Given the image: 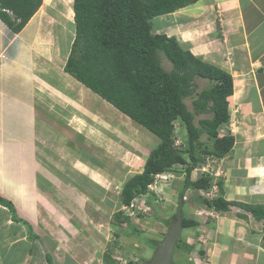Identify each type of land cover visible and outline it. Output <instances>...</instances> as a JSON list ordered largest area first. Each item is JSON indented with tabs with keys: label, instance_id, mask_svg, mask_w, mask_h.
Wrapping results in <instances>:
<instances>
[{
	"label": "crops",
	"instance_id": "0c3cea01",
	"mask_svg": "<svg viewBox=\"0 0 264 264\" xmlns=\"http://www.w3.org/2000/svg\"><path fill=\"white\" fill-rule=\"evenodd\" d=\"M196 3L194 5L198 6L187 9L197 15L193 17L194 28L199 27L197 30L203 34L192 44L200 54L196 56L228 71L233 79V93L227 97L230 118L219 129L221 133L229 132L234 137L231 151L219 159L225 170L224 174L220 170L224 197L264 204V0H198ZM45 7L47 4L43 1L18 31L11 30L0 18V197L10 201L15 215L2 204L0 208L9 212L8 220L19 223L24 218L29 223L32 228L29 235L33 234L28 239L29 246L37 240L35 229L43 231L44 228L53 239L62 238L50 243L55 248L61 246L69 256L73 250H70L73 246L70 239L74 229L84 227L86 218L97 216L96 221L99 218L96 208L95 211L87 208L89 194L73 183L82 182V177L93 184L98 177H104V174L108 177L109 173L76 158L69 148L51 147L54 133L47 131L50 128L41 118L44 115L42 111L51 114L52 102H56L58 97L51 100L52 105L44 104L48 98H42L40 87L51 91L50 88L57 89V83L54 85L51 80L40 76L35 65L40 59L37 38L42 31ZM174 20L175 17L165 25H171L172 31L185 21L176 24ZM180 40L185 44L191 43L190 31L184 29ZM61 84L65 87L64 83ZM68 90L72 94L73 91ZM90 104L93 106L90 112L95 114L92 123L96 125L98 120L111 122L107 124L109 127L103 125L104 130L115 134V126H120L113 118L115 111L118 113L117 109L100 102ZM117 117L120 118L119 115ZM54 149L57 152L61 150L62 156L55 158L50 155L48 150L56 152ZM70 171L80 178L73 181ZM99 184L95 185L100 188ZM84 186L87 191L92 190ZM96 192L93 195L101 200L104 189L102 193L100 190ZM57 201L61 202L64 212L59 210ZM194 203L202 207V213L193 212L192 216L189 213L198 225L193 227L194 238L188 240L193 243L197 234L195 229L200 230L202 240L195 243L205 250L196 256L199 259L197 264H264V219L256 220L250 212L236 205H231L227 211L217 212ZM72 212H76L78 222L75 224L67 215ZM43 214L48 215L47 220L50 218L53 223L46 224L45 221L44 225L41 220ZM61 214H66V217ZM80 237L75 233L76 242ZM22 238L24 236L19 240ZM3 240L0 239V246H3ZM80 246L85 251V247ZM19 252L15 248L6 250L3 255L5 258L12 255L18 260ZM81 259L82 263L88 264V260ZM70 262L74 263L72 259Z\"/></svg>",
	"mask_w": 264,
	"mask_h": 264
},
{
	"label": "trees",
	"instance_id": "16d2710c",
	"mask_svg": "<svg viewBox=\"0 0 264 264\" xmlns=\"http://www.w3.org/2000/svg\"><path fill=\"white\" fill-rule=\"evenodd\" d=\"M196 1L73 0L74 38L63 69L158 138L145 158L142 171L124 181L119 193L120 205H129L137 196L150 195L148 185L156 174L177 172L180 166L183 174L180 192L193 190L196 203L217 212L236 205L261 220L264 204L227 200L220 177L209 173L192 177L193 170L208 156L222 158L233 147V135L219 133V127L230 118L227 97L233 93V79L228 71L193 55L176 37L154 32L150 20ZM41 3L42 0H0V18L11 30L18 31ZM160 52L171 62L169 70L163 67ZM195 78L206 79L209 86L193 93ZM191 95L193 109L184 101ZM202 113L210 116L198 118L195 123L196 115ZM178 133L181 140L176 143ZM202 134L205 139H201ZM213 184L217 186L215 196L198 194L200 190L209 191ZM151 202L148 199L146 204ZM186 203L184 200L182 205V228L198 225L184 213ZM0 204L15 215L9 200L0 197ZM114 214L119 223L131 225V217L121 209ZM136 215L143 213L139 210ZM156 241L153 240L154 246ZM191 249L193 245L180 237L174 254L177 250ZM102 257L104 264H115L109 253ZM46 259L50 261L49 256ZM172 264L182 263L173 259Z\"/></svg>",
	"mask_w": 264,
	"mask_h": 264
},
{
	"label": "rangeland",
	"instance_id": "374dc122",
	"mask_svg": "<svg viewBox=\"0 0 264 264\" xmlns=\"http://www.w3.org/2000/svg\"><path fill=\"white\" fill-rule=\"evenodd\" d=\"M43 1L47 4V7L44 8L45 15L40 29L42 31L39 32L37 38V48L40 53H38L40 59H38L39 63L37 61L35 65L37 67V72L41 74L40 76L48 81L51 80L54 85L57 83V89L54 90L50 88L51 91H48V88H46V90L44 87H40V89H42V98L45 99V96L48 98L44 101V104H51V100L54 101L55 96L58 97L56 102H52L54 108L53 106L50 108V110L53 109L51 114L42 111L44 115H42L41 118L50 128L47 129V131L49 133H54L55 138L51 141V147L53 148L54 145H58L61 146L60 149L62 150L63 148H69L76 158L84 159L89 165L98 167L109 174L108 177L104 174V177L102 176L104 179L102 177L96 179L98 184L100 183L99 185L102 187L99 188L95 185L97 182H93V184L91 182L88 183L84 178H80L78 174L71 171L69 172L73 175V178H71L73 181H76L78 178L82 180V182H74L73 184L78 186L81 190H86L87 194L90 196L88 198L89 202L87 208L93 211H95L96 208L97 212L95 213L99 215L98 221H96L97 216H94V218L90 217L89 220L86 218L87 224H84V227H76L73 233H71V237H73L70 241L73 246L70 247V250L73 249L74 252L72 250V252L69 253L70 257L68 253L62 250L61 246L55 248L50 243L53 241L58 242L62 238L59 240L53 239L49 233H45L44 228L43 231L41 228L39 230L35 229L37 235H34V237L37 240L33 246H29L28 239L33 237V234L29 235L32 231L29 223L24 218V221L19 220V223L8 220L7 214L9 212L0 208V239H4L1 242L3 246H0V261L2 262L0 264H85L82 263L81 258L88 260V264H104L102 256L105 252L110 254V259H113L115 264H143L145 260L150 258L154 250L155 246L153 240L158 241L165 235L167 231V223L165 220L173 218L179 197V189L183 180L182 169L180 166H177V172L172 170L171 173L173 176L171 177H169L170 174L166 176H157L150 186V195L145 194L137 196L133 200V202L137 204L135 210H140L143 216H137L135 210H128L126 206L118 203L120 199V189L124 181L131 175L142 171L145 158L157 143L158 138L142 126L133 122L129 117H125V115L118 110V113L114 110L116 114H114L113 118L120 126L118 127L112 120L116 125L112 123L116 128L115 134L114 132L104 130L105 127L103 125L110 124L111 122H101V120H98L96 123L97 126L95 123H92L95 114L90 112V108L93 107L90 102L94 103L100 101L101 105H108V102L104 103L100 98L93 97V94L84 86L70 78L71 76H67L68 74L63 75L62 72L65 58L70 52V45L74 38L72 2L68 5L69 9L67 10V6L63 3L68 0H50L51 3H49L50 1L48 0H42L41 4H43ZM195 6L198 5L192 4L169 14L171 17H175L174 21L176 24L185 20L173 31L170 29L172 27L171 25L165 26L169 23V20L167 21L161 16L153 17L151 23L154 27L158 28L156 30L157 32H165L168 35L174 34L179 40L181 39L184 29L189 30L191 43L186 42L185 44L181 40L182 43L180 41L179 43L183 47L189 48L190 51L192 49L194 55H200L196 49H193L195 47H193L192 44L203 34H200L201 31L197 30L199 27H197V29L194 28L196 24L193 17L197 15L187 10ZM171 17L167 18L170 19ZM196 57L202 58V60L204 59L201 56ZM159 58L163 67L169 70L171 68V62L164 57V54L161 52L159 53ZM61 82L64 83L65 87ZM194 83V87L192 88L193 93L209 86V82L202 78H195ZM67 88L73 91L72 94ZM62 92H64V95ZM85 98L88 101H86ZM91 98L92 100L89 102ZM184 101L189 109H193L192 95L185 97ZM117 115H119L120 118H118ZM209 116V113L196 115L195 123H197L198 118ZM107 127L109 126L107 125ZM175 127L178 128L179 125L175 123ZM178 135L179 143L181 134L178 133ZM205 138V135L202 134L201 139ZM54 142L55 144H52ZM54 150L56 152L48 150L49 154L55 158H59L60 155L62 156L61 150H58V152L56 149ZM102 151L105 153L104 159ZM209 163L212 167L215 165L214 167L218 168V175H221L220 170H222L224 174L225 170L221 161L219 162L218 160L214 163ZM198 174L199 173L195 170L193 171L192 177H196ZM91 175L93 176L92 172ZM83 185L89 186L92 190L87 191V189H85L87 187H83ZM102 189H104V192L101 196V200H99L93 194L97 193V190H100V193H102ZM193 193L195 194L194 191ZM193 193L190 191L185 192V196L188 199L186 207L184 205V213L186 215L191 213L192 216L193 212H196L201 215L202 207L199 208L194 203ZM148 199L152 201L151 204H146ZM96 200L100 205H96ZM57 205H59L60 211H65L61 208V202L58 203L57 201ZM119 209H121L124 214L131 216V225L116 221L114 213ZM70 214L67 215L71 222L74 224L77 223L78 220L75 216L76 212ZM61 216L66 217V214H61ZM47 217L48 215L43 214L41 218V220L44 221V225L52 222L50 218L47 220ZM195 230L197 231V234H195V241L199 240V242H201L202 238H200V236L202 232L198 229ZM193 231L194 229L191 227L185 228L182 230L180 237L184 240H190L192 237L194 238ZM75 233L82 236L77 242L74 239ZM23 236L24 238L19 240ZM68 240L69 239H67V241ZM80 245L84 246L85 251H89V254L83 251ZM194 246L196 247L194 248L195 250L193 249L195 252L189 253L185 251L184 253L181 250H177L175 254H173V259H176V261L179 260L182 264H189L186 263L189 261L188 257H192V264H197L199 259L197 260L196 256H199V253L197 254L196 251L201 250L203 252L205 250L197 244H194L193 247ZM15 248L17 251L20 250L18 260L13 258L12 255L5 258L3 253H6V250L12 251ZM48 256L50 257L49 262L46 259ZM70 258L74 263L70 262Z\"/></svg>",
	"mask_w": 264,
	"mask_h": 264
},
{
	"label": "clouds",
	"instance_id": "9594fccd",
	"mask_svg": "<svg viewBox=\"0 0 264 264\" xmlns=\"http://www.w3.org/2000/svg\"><path fill=\"white\" fill-rule=\"evenodd\" d=\"M72 2H73V0H72ZM196 2H198V0L196 1ZM196 2H194V3H191V4H189V5H192V4H195ZM189 5H187V6H189ZM184 7H186V6H184ZM184 7H182V8H184ZM71 8H72V6H71ZM179 9H181V8H179ZM178 10V9H177ZM7 12H9L10 14H11V12L10 11H8V10H6ZM176 11V10H175ZM36 12V11H35ZM72 12H73V10H72ZM174 12V11H173ZM173 12H170V13H167V14H163V15H159V16H161L163 19H165V20H169L170 21V19H172L173 17H171L169 14H172ZM74 14V13H73ZM73 16V15H72ZM158 16V17H159ZM167 17H171L170 19H168ZM150 22H151V20H150ZM73 23V22H72ZM151 27H152V30L154 31V32H157L156 30L158 29V28H156V27H154L153 25H152V23H151ZM157 33H164V34H166L167 36H174V35H168L167 33H165V32H157ZM175 37V36H174ZM177 39V38H176ZM178 40V39H177ZM179 41V40H178ZM181 42V41H180ZM182 43V42H181ZM71 46V45H70ZM193 54V53H192ZM194 55V54H193ZM68 56V55H67ZM67 56H66V58H67ZM196 56V55H195ZM66 58H65V61H64V64H65V62H66ZM64 66V65H63ZM62 72H63V75H67L68 73L66 72V71H64V69H63V67H62ZM67 76H71L70 74H68ZM70 78H72V79H74L72 76L70 77ZM77 83H79L80 85H82L80 82H78L76 79H74ZM82 86H84V85H82ZM86 88V87H85ZM87 89V88H86ZM89 92H91L92 94H93V97H98V98H100L99 96H97L95 93H93L91 90H89V89H87ZM89 95V94H88ZM92 96V95H91ZM104 103H107V101H105V100H103L102 98H100ZM99 100V99H98ZM228 100V99H227ZM100 102V101H99ZM108 105H110L109 103H107ZM110 106H112V105H110ZM113 107V106H112ZM114 109H115V107H113ZM229 108V107H228ZM123 114V113H122ZM125 115V114H124ZM126 116V115H125ZM127 117V116H126ZM225 124V123H224ZM221 128V126L219 127V129ZM219 133L222 135V134H225V133H221L220 131H219ZM176 143H178V140L176 141ZM219 159H221V158H215L214 156H208L206 159H205V161H204V163L203 164H201V165H199V166H197L193 171H197L199 174H198V176L199 175H201V174H203V173H209V174H211V175H213L214 177H220V175H218L217 174V170H218V168L217 167H214L215 165H213V167L210 165V163L209 162H215V161H218ZM209 166H211V167H209ZM170 174V175H169ZM160 175H164V176H166V175H169V177H171V176H173V174L171 173V171H166V172H163V173H158V174H156L155 176H154V180H155V178L157 177V176H160ZM192 175H193V172H192ZM222 175V174H221ZM197 177V176H196ZM196 177H193V178H196ZM221 178V177H220ZM154 180L152 181V183L154 182ZM152 183H150L149 185H148V190H149V192H151L150 190H151V185H152ZM181 189H182V185H181V187H180V189H179V196L180 195H182V198H183V201L185 200V201H187V197L185 196V192L186 191H190V192H192L193 193V190H191V189H187V190H185V192L184 193H182V192H180L181 191ZM194 194V193H193ZM192 194V195H193ZM198 194H200L201 196H204V197H213V196H215L216 194H217V186H216V184H213L212 185V187H211V189L209 190V191H202V190H200V191H198ZM191 195V196H192ZM179 198V197H178ZM190 198V197H189ZM178 202V201H177ZM200 204V203H199ZM251 204V203H250ZM130 205V204H129ZM129 205H123V206H126L127 207V209L128 210H131V211H134L135 210V207H129ZM137 205V204H136ZM200 205H202V204H200ZM177 206V205H176ZM204 206V205H203ZM136 211V210H135ZM136 212H138V211H136ZM175 213V212H174ZM251 214V213H250ZM183 215V214H182ZM129 216V215H128ZM174 216V215H173ZM188 217H189V215H187ZM129 217H131V216H129ZM191 218V217H190ZM172 219V218H171ZM170 219H168V221H169ZM195 220V219H194ZM168 221H167V224H168ZM167 224H166V226H167ZM197 226V225H196ZM193 227H195V226H193ZM193 227H191L192 229H193ZM190 228V227H189ZM183 229H185V228H182V230ZM182 230H181V233H182ZM187 243H189V244H191V245H194V244H196L195 243V241L192 243V242H189L187 239L185 240ZM194 248H196L195 246L193 247V249ZM193 249H191L190 251H187L186 250V252H193L194 250ZM199 250V249H198ZM195 252V251H194ZM197 252V254L199 253V254H203V252L201 251V250H199V251H196ZM184 253H185V251H184ZM174 254V253H173ZM188 260L189 261H187V262H189V264L190 263H192V257H188Z\"/></svg>",
	"mask_w": 264,
	"mask_h": 264
},
{
	"label": "water",
	"instance_id": "95a60500",
	"mask_svg": "<svg viewBox=\"0 0 264 264\" xmlns=\"http://www.w3.org/2000/svg\"><path fill=\"white\" fill-rule=\"evenodd\" d=\"M182 195L179 196L175 213L168 221L167 231L162 239L156 241L154 250L148 260L143 264H172L173 253L180 240L182 230Z\"/></svg>",
	"mask_w": 264,
	"mask_h": 264
},
{
	"label": "bare ground",
	"instance_id": "6f19581e",
	"mask_svg": "<svg viewBox=\"0 0 264 264\" xmlns=\"http://www.w3.org/2000/svg\"><path fill=\"white\" fill-rule=\"evenodd\" d=\"M62 2V1H61ZM63 3V2H62ZM65 6H67V10L69 9L68 7V5H70V0H68V1H66L65 3H63ZM71 10V9H70ZM66 18V17H65Z\"/></svg>",
	"mask_w": 264,
	"mask_h": 264
},
{
	"label": "built area",
	"instance_id": "2783aa9c",
	"mask_svg": "<svg viewBox=\"0 0 264 264\" xmlns=\"http://www.w3.org/2000/svg\"><path fill=\"white\" fill-rule=\"evenodd\" d=\"M129 207H137V205H136L135 202L132 201V202L130 203Z\"/></svg>",
	"mask_w": 264,
	"mask_h": 264
}]
</instances>
